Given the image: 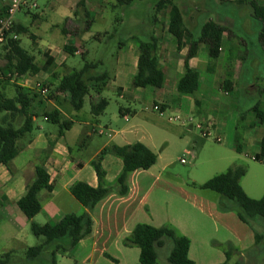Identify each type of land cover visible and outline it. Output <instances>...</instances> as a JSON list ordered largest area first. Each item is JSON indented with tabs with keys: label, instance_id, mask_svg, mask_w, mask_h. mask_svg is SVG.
<instances>
[{
	"label": "crops",
	"instance_id": "crops-1",
	"mask_svg": "<svg viewBox=\"0 0 264 264\" xmlns=\"http://www.w3.org/2000/svg\"><path fill=\"white\" fill-rule=\"evenodd\" d=\"M83 1L54 0L50 11L43 14L23 10L20 13L32 17L29 27L15 20V28L27 30L24 35L32 44L26 49L22 46L24 35H18V40L38 68L35 75H27L29 83L20 87L32 90L36 82H41L48 88L47 97L35 91L38 97L34 111L52 127L35 125L34 133L22 142L21 152L10 168L0 166V256L13 252L16 257L35 247L31 223L18 209L17 202L35 180L36 168L42 167L52 190L40 193L42 211L33 221L56 225L72 214H87L93 221L91 234L72 250L57 254V264H140V248L128 244L140 225L169 228L187 238L189 258L194 264H264V234L258 231L264 230V220L254 219L251 225L245 224L232 207L228 211L222 209L223 200L218 193L200 188L244 164L248 168L241 182L244 192L253 200L264 197V161H255L264 140V121L260 124L256 113L258 108L264 114V47L259 40L261 24L253 18L249 6L251 2L263 6L264 0H247L245 4L219 0L220 5L236 7L234 12L217 14L202 25L198 20L206 13L204 9L182 12L188 32L181 50L169 32L170 9L158 10L151 38L159 42L157 57L165 73L164 86L135 87L141 42L132 45L129 39V46L124 42L118 47L111 66H105L103 60L88 62L95 65L86 76L90 93L83 108L77 111L71 104L70 93L58 88L66 76L83 69L69 66L70 57L90 55L86 47L93 39V23L88 29L80 19L79 9H84L86 18L91 7L90 1L80 6ZM8 3L9 0H0V15ZM246 8L250 10L244 15ZM209 21L228 30L223 35L220 57L212 61L209 46L201 44L196 56L188 60L191 36L198 38L202 26ZM254 25L258 29L256 55L240 37ZM101 37L96 41L101 42ZM3 47L0 67L5 64ZM249 60L252 61L248 64ZM187 66L200 77V87L194 95L178 92V82ZM2 88L7 90L6 86ZM107 94H116L127 107L107 112ZM103 100L108 102L107 108L102 115L94 116L92 107ZM157 106L163 116L154 111ZM52 112H58L62 121L72 122L71 129L62 134L59 125L48 122L44 114ZM105 116L106 120L101 119ZM174 118L178 119L170 120ZM204 132L210 136L204 137ZM138 143L157 156L156 164L149 170L130 174L127 194L120 195L117 185L124 162L112 148ZM173 152L177 154L175 160ZM99 160L105 173L103 186L112 192L89 210L77 201L73 189L78 184L99 187L93 166ZM54 249L44 252L50 264ZM172 249L173 244L168 242L159 250L161 264H168ZM230 249L232 255L227 260Z\"/></svg>",
	"mask_w": 264,
	"mask_h": 264
},
{
	"label": "trees",
	"instance_id": "trees-1",
	"mask_svg": "<svg viewBox=\"0 0 264 264\" xmlns=\"http://www.w3.org/2000/svg\"><path fill=\"white\" fill-rule=\"evenodd\" d=\"M228 1V0H222ZM118 6H129L134 0H116ZM85 1L80 3L84 6ZM238 3L245 4L247 0H238ZM249 6L252 9L253 18L261 24L259 36L260 43L264 47V5L259 6L251 2ZM0 15L3 16L7 10ZM170 9L169 32L176 41L181 50L183 41L188 32L182 11L172 1L161 0L157 9ZM87 28L90 22H87ZM228 30L226 27L209 21L205 23L198 38L192 37L190 51L187 59L196 56L198 47L206 44L210 49V58L212 61L220 57L223 35ZM17 35L27 34V30L19 31L14 28ZM159 42L155 38L140 43L138 72L134 79V85L137 89L156 88L161 89L165 83V73L162 70L157 57ZM5 52V64L0 67V74L18 73L21 76H32L38 71L35 59L24 50L20 41L9 39L7 45L2 48ZM1 55V54H0ZM95 69L92 63H86L82 70L72 75L66 76L58 90L68 92L71 95V104L77 111L84 106V100L89 95V84L86 80L87 74ZM4 81H0V166L10 168L14 159L18 157L22 149V142L35 131V119L38 117L34 111V100L38 94L20 86H15L16 95L14 98H8L2 86ZM6 82H10L7 80ZM200 87L199 74L187 66L185 74L178 82V92L183 95H194ZM108 102L103 100L92 107V114L100 116L104 113ZM257 118L260 124L264 121L263 112L256 108ZM44 117L53 124L60 126L62 134L70 130L72 122L62 121L58 112L45 113ZM61 134V135H62ZM112 151L123 159L124 171L118 180V191L120 195L127 194L126 182L130 174L136 171H146L152 168L157 161V156L142 144H134L124 147H114ZM255 161H264V140L262 141L261 154L255 157ZM94 169L99 179V187L94 189L85 184H78L73 189V195L85 208L92 210L101 201L107 198L112 190L103 186L105 173L102 170L101 162L93 163ZM247 174V169L242 166L233 167L226 173L216 176L203 186V190H210L218 193L223 200L222 209L231 210L238 214L240 220L248 225L254 219L264 220V197L261 200L250 199L244 192L241 182ZM49 185V176L44 168H36V178L28 185L26 194L17 202L18 209L30 221V230L34 237L42 239L38 246L30 248L26 252V258L29 262L38 260L42 254L55 247L52 257V264H57L56 257L59 253H66L77 246V244L88 237L92 232L93 221L87 214L67 215L58 224L39 225L35 223L34 218L42 211V205L39 195L42 191H51ZM232 207V208H231ZM261 238H258L260 240ZM171 242L173 249L168 258V264H194L189 258L190 241L179 236L174 230L169 228L156 229L146 225L138 226L128 240L130 246H137L141 250L140 264H161L159 259V250ZM232 250L226 253L229 260ZM15 260V253L10 252L0 256V264H12Z\"/></svg>",
	"mask_w": 264,
	"mask_h": 264
},
{
	"label": "rangeland",
	"instance_id": "rangeland-1",
	"mask_svg": "<svg viewBox=\"0 0 264 264\" xmlns=\"http://www.w3.org/2000/svg\"><path fill=\"white\" fill-rule=\"evenodd\" d=\"M90 1V16L86 17L83 15L84 9H79L80 19L87 22H92L90 27V36L93 38L92 41L88 43L86 49L90 51L89 58H84L80 55L71 56L68 62L69 66L74 67L76 70H80L84 67V64L92 61L103 60L105 66H111L113 64V59L117 54L118 47L125 42L127 46L128 40L131 39V44L139 45V42L144 43L149 40V38L154 36L155 30V19L158 16V3L161 0H134V2L129 6H118L116 0H85ZM172 1L176 6L180 8L182 12H186L190 8H198L200 10L204 9L206 12L198 20V24L202 25L208 19H214L217 14L233 13L235 8L230 5H220L219 0H169ZM96 2V3H95ZM37 5V8L31 9L32 14H43L49 12L51 7L54 5V0H35L33 1ZM169 9V8H167ZM250 10L249 8L244 9V15ZM245 19V17L243 18ZM15 20H19L24 25L30 26L32 23V17L28 14L19 13ZM189 17H187V22ZM241 23V22H240ZM258 29L256 25L250 28L245 36H240L250 44L252 55H256V42L258 40L257 35ZM102 35L101 42L96 41V38ZM88 35H86L87 37ZM22 46L27 49L29 45L32 44L28 36H22ZM139 41V42H138ZM252 60H249L248 64ZM107 68L105 67L104 70ZM4 86H6V95L8 98L14 97L16 91L13 83L4 81ZM3 87V86H2ZM113 94V93H111ZM110 101V106L107 112H113L119 109V106L127 107L126 102L119 101L116 94L105 95ZM138 106V105H137ZM105 118V119H104ZM101 119L106 120L107 117ZM37 126L52 127L45 123L42 117L37 118ZM173 154V159H177V154ZM187 159V158H185ZM179 164V163H178ZM183 166V165H182ZM245 167L244 164H242ZM246 168V167H245ZM248 170V168H246ZM262 231L264 234V230ZM31 234V231H30ZM31 236H33L31 234ZM36 240L35 246L41 243L42 239L32 237ZM165 253V252H164ZM47 253H44L41 259L36 262H29L26 258V254L19 253L16 254L15 260L12 264H50L47 261Z\"/></svg>",
	"mask_w": 264,
	"mask_h": 264
},
{
	"label": "built area",
	"instance_id": "built-area-1",
	"mask_svg": "<svg viewBox=\"0 0 264 264\" xmlns=\"http://www.w3.org/2000/svg\"><path fill=\"white\" fill-rule=\"evenodd\" d=\"M37 8V5L33 3L31 0H9L8 8L3 16L0 17V47L7 45L8 40L11 38L14 41L19 39V36L13 32L15 28V18L16 16L22 12L23 10H31ZM9 80L11 83L16 84L18 86H22L20 84H28L29 77L21 76L18 73H4L0 74V81ZM30 86V85H29ZM24 88V87H23ZM32 90L37 91L43 97L49 96V90L45 85L41 82H36L32 87ZM154 111L163 116V112L160 107H155ZM178 118L170 119L171 121L177 120ZM47 120V119H46ZM199 129H202V126H198ZM204 137H209V132L203 133Z\"/></svg>",
	"mask_w": 264,
	"mask_h": 264
}]
</instances>
